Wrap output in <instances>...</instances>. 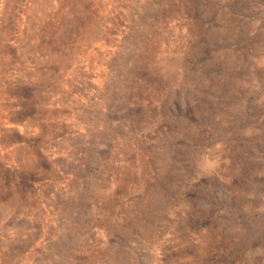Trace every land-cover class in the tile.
Instances as JSON below:
<instances>
[{"label": "rangeland", "instance_id": "obj_1", "mask_svg": "<svg viewBox=\"0 0 264 264\" xmlns=\"http://www.w3.org/2000/svg\"><path fill=\"white\" fill-rule=\"evenodd\" d=\"M0 264H264V0H0Z\"/></svg>", "mask_w": 264, "mask_h": 264}]
</instances>
